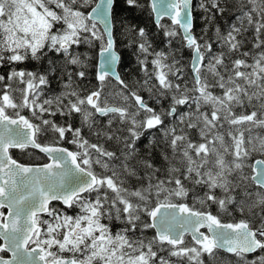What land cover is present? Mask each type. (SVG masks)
Listing matches in <instances>:
<instances>
[{"label": "snow or ice", "instance_id": "snow-or-ice-1", "mask_svg": "<svg viewBox=\"0 0 264 264\" xmlns=\"http://www.w3.org/2000/svg\"><path fill=\"white\" fill-rule=\"evenodd\" d=\"M125 3L147 8L169 38L180 35L193 52L194 84L189 88L169 79H183L182 69L176 67L179 61L173 57L169 63L170 54L150 51L145 29L125 28L137 37L127 46H137V61L145 66L140 88L157 103L171 96L168 108L157 111L149 106L118 72L122 57L115 34V0H0V69H7L0 72V209H8L7 215L0 211V253H11L10 259L0 256V264H204L205 254L215 264L219 250L234 255L237 264H264V159L247 164L253 153H264V136L252 134L253 128H264V50L255 51L264 49V0H239L236 23H229L224 31L215 26L212 37H206V28L199 38L193 32V0ZM200 7L208 24L229 8L227 0H200ZM164 17L182 32L161 25ZM249 29L254 33L253 48L242 51ZM97 41L99 86L82 96L73 76L87 78V57L82 59L74 46L91 47ZM214 43L218 51L213 50ZM50 54L59 56L63 66ZM232 54L237 58L232 59ZM149 56L155 57L151 73ZM26 62H46L47 67H16ZM69 65L77 70L67 71ZM57 72L67 77L64 91L41 100V86H49ZM109 77L121 86L119 106L107 97L101 100ZM178 106L185 111H178ZM26 109L30 116L22 114ZM58 113L79 114L80 127L46 118ZM97 116L108 118L104 127H98ZM166 118L172 119L165 123ZM116 121L126 129H113ZM85 127L98 140L122 144L120 155L103 143L90 142L83 135ZM150 130L161 133V142L171 151V156L160 152L168 165L163 179L156 175L161 169L152 163L159 144ZM125 131L127 135H117ZM193 131L199 142L192 138ZM45 132L53 133V143L38 142ZM66 133L74 151L56 146ZM146 133L151 137L147 157L137 159L141 151L137 141ZM29 148L39 149L50 162L26 165L11 154L13 149ZM94 165L103 172L94 171ZM137 165L146 170L144 175ZM245 167H251L253 174L247 175ZM128 178L146 184L131 188L126 186ZM197 186L202 195L195 193ZM52 201L78 211L69 214L49 207ZM213 205L215 214L210 210ZM255 209L260 211L254 213ZM235 212L254 215L231 222L224 219ZM116 221L120 230L114 232ZM148 229L155 230L150 238L143 235ZM257 251L261 254L248 260V254Z\"/></svg>", "mask_w": 264, "mask_h": 264}, {"label": "trees", "instance_id": "trees-1", "mask_svg": "<svg viewBox=\"0 0 264 264\" xmlns=\"http://www.w3.org/2000/svg\"><path fill=\"white\" fill-rule=\"evenodd\" d=\"M141 3H147V0H141ZM227 5L229 6L228 11L221 16L219 14L216 15L215 21L213 24H208L204 16L206 13L204 10L200 7V0H194V27L193 31L195 35L199 38L201 35H205L204 30L207 28L206 37H212L214 35L215 26H218L221 28L222 31L227 29V26L229 23H236L235 15H238V6H239V0H227ZM207 7L211 8L210 4H207ZM246 10V9H245ZM213 12L215 9L212 10ZM115 17H116V28H115V34L118 37L117 39V46L120 52V56L122 57L120 63H119V72L121 75V78L125 80V82L128 84L129 88L138 91V94L143 96L146 100H148V103L154 107L157 111L160 110V108H168V106L171 104V96H168L166 99H161L159 103L156 102L155 99H149V92L145 89L140 88V84H143V81L145 79V74L143 71V68L145 66L141 65L137 61V46L133 45L131 47H128L127 45L131 40L137 39L135 36V33L128 34L125 32V28L129 25H134L137 29L143 28L145 29L147 33V37L149 41L152 44V49L150 51L154 50L156 52L163 51L166 54L169 55L168 62L172 63L173 57L176 61H179L178 64H176V67L182 69L183 71V79L182 80H176L175 77L170 76L169 79H172L175 83L180 84H187L189 88L193 87L194 81H193V73L191 69V60L193 56V52L191 49L186 47V44L182 41L181 36L177 35L176 37L169 38L166 35V30L160 26L157 25L154 19V14H150L147 8L139 9V8H131L128 7L125 3V0H115ZM161 25H167L169 28L175 27L178 32H182L180 29H178L177 26H174L172 24V21L166 17H164L161 22ZM253 31L252 29H249L248 32L245 33V36L247 37L245 41V45L242 49V51H249L253 48ZM261 39H264V36L261 37ZM171 40V43L169 41ZM99 45L100 42L97 41L93 46L89 47L88 45H80L78 48L74 46V50L81 53V58L84 59L87 57L86 63L88 64V72H87V78L81 80L80 78L73 76V80L75 81V84H78L80 86V93L82 96L87 95L90 91L95 90L99 86V82L96 79V73H97V62H98V53H99ZM213 50L218 51V45L213 44ZM264 49H255L256 52H259ZM52 59H54L58 66H63L62 59L59 56H51ZM154 56H149V64L147 65V69L149 73L152 71V64L151 60L154 59ZM232 59L237 58L236 54H232ZM229 61L226 60L225 63H228ZM248 63H252V59L248 58ZM16 67L19 68H27L29 70H43V68L47 67V63L43 62L41 64H37L36 62H26L24 64L16 65ZM77 70V66L69 65L67 66V71L69 72H75ZM7 69H0V72H6ZM139 81V84L137 83ZM67 83V77L63 76L62 73L57 72L52 75L50 85L44 88V96L41 97V100L44 99L47 96L59 94L60 92L64 91V84ZM153 84H158V81L155 79L152 80ZM20 87H23V85H20ZM121 86L117 83V81L111 77L106 79L104 82V89L101 95V100L105 99V97L108 98L109 103L116 104L117 106L121 105L123 103L120 96L117 95L118 92H120ZM212 91L215 94H219V89H212ZM155 92V89L153 90ZM109 96V97H108ZM67 103V100L64 101ZM134 108L129 109V111H133ZM178 111H185L184 106H178ZM237 113H239L240 109H236ZM23 113L30 116V113L26 109ZM143 116V113H141V117ZM48 119L54 120L57 124H67L70 123L74 128L80 127V115L74 114L71 117L67 116H61L59 113L55 117L46 116ZM140 118V117H138ZM96 119L99 121L98 127H104L107 124V117L101 118L99 116L96 117ZM37 122L38 121H34ZM165 123H169L168 120H165ZM117 127L125 128L127 125H120L118 121L114 122L112 125V128L115 129ZM228 127L227 124H225V129ZM154 133L157 143L159 144V147L155 148L152 152V163L155 167L160 168L161 171L157 172L156 175L163 179L166 176V172L164 171L167 168V164L163 161L160 152L164 151L167 152L169 156H171V151L168 149L167 145L162 143L163 136L161 133L155 132V130H150ZM252 134L256 135L259 134L260 136H264V128H253ZM83 135L90 140L92 143H103L104 147L107 148L110 151H116L117 155H120L119 149L123 147L122 144H117L114 140L113 141H105L103 139L98 140L95 135L90 133L88 129L85 127L83 129ZM117 135H127V132H118ZM248 133L245 132V137L247 138ZM192 138L199 142V138L195 131L192 133ZM70 139V136L68 133L65 134V139L59 141L58 144H65L67 146H70L75 150V146L68 143V140ZM149 137L147 133L144 137H141L139 141H137L138 146L140 147V153L137 157L139 158H146L147 152L145 149L148 147L149 144ZM226 140H229V137H225ZM40 140L43 142H53L54 136L51 132H45L42 136H40ZM40 154L35 151L29 150L27 154L23 155L24 158L29 159H35L39 157ZM258 156H261L264 158V153H253L249 160H252ZM231 156H226V160H231ZM116 163H119L117 161ZM131 163L135 164V161H132ZM175 163V161H174ZM177 167L182 166L177 164ZM138 172L140 175H144L145 169L137 165ZM249 170L251 171V167H249ZM102 173V172H101ZM123 176V174H122ZM141 183H145L146 181H137L135 178H128V182L126 186L131 188L139 187ZM251 184V182H249ZM188 187H191V185H188ZM254 188V187H252ZM195 193L197 195L203 194V189H201L199 186L195 189ZM111 194V193H110ZM219 190H217V195H219ZM238 198H239V194ZM192 193L189 194L188 203L191 204L192 200ZM57 202L53 203V207L58 209ZM197 207H200V205H197ZM68 211V213L75 214L78 210L76 207H73L72 209H65ZM214 214L217 211V208L215 205L212 206L210 209ZM258 210L259 209H255ZM254 210V211H255ZM241 218H249L247 215H241L238 212L233 213L232 216H224L225 220H234V219H241ZM142 219H147L146 216H143ZM256 222H259V219L256 220ZM113 229L115 231L120 230V222H115ZM137 235H140L139 231L137 232ZM145 237H152L154 235L153 229H148L144 231L143 234ZM186 242L190 241V237H186ZM260 251H257L256 253L248 254L247 258L248 260H252L255 256L260 255ZM216 260L215 264H237V258L230 254L226 253L223 250H219L216 252ZM204 264H212V262L209 260V257L207 254L203 257Z\"/></svg>", "mask_w": 264, "mask_h": 264}, {"label": "flooded vegetation", "instance_id": "flooded-vegetation-1", "mask_svg": "<svg viewBox=\"0 0 264 264\" xmlns=\"http://www.w3.org/2000/svg\"><path fill=\"white\" fill-rule=\"evenodd\" d=\"M149 106H151V105L149 104ZM9 112H11V110H9ZM22 114H25V113H22ZM25 115H27V114H25ZM171 119L172 118H166L165 120L170 121ZM38 141L41 142L42 144H51V143H53V142H49V141L48 142H43V141L40 140V137L38 138ZM61 145L67 146L65 144H61ZM67 147L71 148L70 146H67ZM71 149H73V148H71ZM29 150L38 152L40 154V156L37 157V158H35V159H29V160L27 158H24L23 155L27 154ZM11 154H12L13 158H15L18 161H21L23 163H46L47 161H49V159L46 156V154H44L43 152H41L39 149L29 148V149H26L24 151H21L19 149H13V150H11ZM246 172L247 173H250L249 167L246 168ZM251 173H252V170H251ZM54 202L59 203V204L56 203L57 206H58V209H63V210L66 209V206L63 205L62 202H60V201H54ZM51 207H53V203L51 204ZM0 211H3L5 213V215H7L8 209L7 208H4V209H0ZM69 214H71V213H69ZM42 218L43 219H47L48 218L47 217V214H42ZM234 220H238V219H234ZM227 221H232V220H227ZM116 223H118V221H116ZM113 231L116 232L114 229H113ZM2 244H3V241H0V245H2ZM10 255H11L10 252H7V251L0 253V256H3V257H8Z\"/></svg>", "mask_w": 264, "mask_h": 264}, {"label": "water", "instance_id": "water-1", "mask_svg": "<svg viewBox=\"0 0 264 264\" xmlns=\"http://www.w3.org/2000/svg\"><path fill=\"white\" fill-rule=\"evenodd\" d=\"M166 18H168V17H166ZM154 19H155V16H154ZM163 19V18H162ZM169 19V18H168ZM156 22V21H155ZM161 22V21H160ZM193 27H194V0H193ZM182 31V30H181ZM194 32V31H193ZM195 34V33H194ZM119 54H120V52H119ZM193 57V56H192ZM98 63H99V56H98ZM97 66H98V64H97ZM97 71H98V67H97ZM118 72H119V65H118ZM119 74H120V72H119ZM121 76V75H120ZM23 115H25V114H23ZM39 142V141H38ZM56 146H59V147H66V148H69V147H67V146H64V145H61V144H57ZM69 150H73V149H71V148H69ZM74 151V150H73ZM259 159H264L263 157H257V158H255L254 159V161H253V164L255 163V161L256 160H259ZM20 163H23V162H21V161H19ZM50 161H47L46 163H49ZM23 164H26V165H33V166H35V165H42V164H45V163H23ZM52 202H54V201H52ZM51 202V203H52ZM49 207H51V204L49 205ZM229 222H231V221H229ZM202 231H206L205 229H201ZM11 254V253H10ZM5 259H10L11 258V255L10 256H8V257H4Z\"/></svg>", "mask_w": 264, "mask_h": 264}, {"label": "rangeland", "instance_id": "rangeland-1", "mask_svg": "<svg viewBox=\"0 0 264 264\" xmlns=\"http://www.w3.org/2000/svg\"><path fill=\"white\" fill-rule=\"evenodd\" d=\"M109 97V96H108ZM117 161H113V163H116ZM252 160H249L248 159V161H247V164H249V165H251L252 163ZM118 164V163H117ZM93 168H94V171H96V172H98V173H101V172H103V170L99 167V165H94L93 166ZM246 168L247 167H245V169H244V171H245V173L247 174V175H252V173H251V171H250V173H247L246 172ZM108 175H110L111 173H107ZM122 178H123V176H122ZM249 191H255V188H252V187H250L249 188ZM255 197H253V199H254ZM260 211V210H259ZM258 210H255L254 211V213L255 212H259ZM254 213L253 214H249L248 212H245L244 213V215H247L249 218H251V216H253L254 215ZM225 216H227V215H225ZM256 220H258V217L256 218ZM144 234V233H143ZM53 250H55V249H53Z\"/></svg>", "mask_w": 264, "mask_h": 264}, {"label": "bare ground", "instance_id": "bare-ground-1", "mask_svg": "<svg viewBox=\"0 0 264 264\" xmlns=\"http://www.w3.org/2000/svg\"><path fill=\"white\" fill-rule=\"evenodd\" d=\"M254 159H255V158H254ZM254 159H253V161H254ZM253 161H252V162H253ZM252 162H251V163H252Z\"/></svg>", "mask_w": 264, "mask_h": 264}]
</instances>
